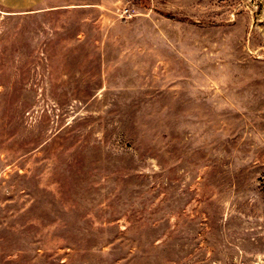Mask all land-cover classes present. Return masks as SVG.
Listing matches in <instances>:
<instances>
[{
  "label": "rangeland",
  "instance_id": "1",
  "mask_svg": "<svg viewBox=\"0 0 264 264\" xmlns=\"http://www.w3.org/2000/svg\"><path fill=\"white\" fill-rule=\"evenodd\" d=\"M0 264H264V0H0Z\"/></svg>",
  "mask_w": 264,
  "mask_h": 264
},
{
  "label": "crops",
  "instance_id": "2",
  "mask_svg": "<svg viewBox=\"0 0 264 264\" xmlns=\"http://www.w3.org/2000/svg\"><path fill=\"white\" fill-rule=\"evenodd\" d=\"M33 2H37L38 0H8V2L11 3V5H18V6H22V5H29L32 4Z\"/></svg>",
  "mask_w": 264,
  "mask_h": 264
}]
</instances>
